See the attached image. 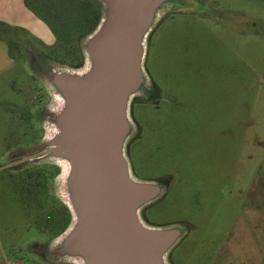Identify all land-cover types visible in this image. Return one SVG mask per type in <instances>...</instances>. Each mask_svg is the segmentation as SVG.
Segmentation results:
<instances>
[{
  "label": "rangeland",
  "instance_id": "374dc122",
  "mask_svg": "<svg viewBox=\"0 0 264 264\" xmlns=\"http://www.w3.org/2000/svg\"><path fill=\"white\" fill-rule=\"evenodd\" d=\"M184 2L150 36L146 68L158 90L132 104L133 175L166 189L142 218L188 229L171 264H264V0ZM27 3L47 26L22 0H0V39L11 54H0V264H71L46 257L70 221L54 188L61 168L31 161L24 174L9 160L38 152L46 135L42 116L54 101L36 72L43 63L76 67L99 8ZM50 30L54 46L43 42Z\"/></svg>",
  "mask_w": 264,
  "mask_h": 264
},
{
  "label": "water",
  "instance_id": "95a60500",
  "mask_svg": "<svg viewBox=\"0 0 264 264\" xmlns=\"http://www.w3.org/2000/svg\"><path fill=\"white\" fill-rule=\"evenodd\" d=\"M95 30L81 42L84 65L45 63L36 72L54 104L42 116L46 135L29 159L61 168L54 188L72 221L46 257L71 264H171L185 226L153 227L142 211L162 199L163 184L138 180L128 145L137 137L135 99L150 100L149 39L184 0H94ZM62 166V167H61Z\"/></svg>",
  "mask_w": 264,
  "mask_h": 264
},
{
  "label": "crops",
  "instance_id": "0c3cea01",
  "mask_svg": "<svg viewBox=\"0 0 264 264\" xmlns=\"http://www.w3.org/2000/svg\"><path fill=\"white\" fill-rule=\"evenodd\" d=\"M22 5L24 6V9H25V11L28 13V15L30 16V18L34 21V22H36V23H42V24H44V25H46L47 26V24H45V21L43 20V19H41L38 15H36L28 6H27V3H26V0H22ZM26 5V6H25ZM0 25H3V24H0ZM48 29H49V26H48ZM50 33L49 34H47V39H46V41H43L44 43H45V45H47V46H54L56 43H57V40H56V37H55V35L53 34V32L50 30L49 31ZM150 44H151V39H150ZM2 40L0 39V54L1 55H3V56H5V57H7V58H9V59H11V54L9 53V49H8V52H7V50L6 51H4L3 50V48H2ZM149 44V48H150V45ZM6 264H8V263H6ZM17 264H20V263H18L17 262Z\"/></svg>",
  "mask_w": 264,
  "mask_h": 264
},
{
  "label": "flooded vegetation",
  "instance_id": "af4514ba",
  "mask_svg": "<svg viewBox=\"0 0 264 264\" xmlns=\"http://www.w3.org/2000/svg\"><path fill=\"white\" fill-rule=\"evenodd\" d=\"M42 62V61H41ZM43 63V62H42ZM41 64V63H40ZM45 65L44 63L41 65L43 66ZM43 124V122H42ZM43 135H44V130H43ZM42 135V136H43ZM42 137L40 138V140L34 144L33 146H30L28 148H32L34 146H36L40 141H41ZM37 152H33L30 155H20V157L16 158V159H10L9 160V166L15 168L16 170H19V172L21 173H29V168L27 166H25L24 164L31 162V160L29 159L31 156L35 155ZM36 165H40V164H36ZM22 166V167H21ZM55 167V166H54ZM30 175V174H29ZM57 176V175H56Z\"/></svg>",
  "mask_w": 264,
  "mask_h": 264
},
{
  "label": "trees",
  "instance_id": "16d2710c",
  "mask_svg": "<svg viewBox=\"0 0 264 264\" xmlns=\"http://www.w3.org/2000/svg\"><path fill=\"white\" fill-rule=\"evenodd\" d=\"M26 3H27V0H26ZM95 3L97 4V2L95 1ZM98 5V4H97ZM27 6L30 8V6L28 5V3H27ZM98 17H96L97 19H96V21H97V24H96V27H97V25H98V23H99V21H100V19H101V8H100V6L98 5ZM31 9V8H30ZM35 14H36V12L33 10V9H31ZM37 15V14H36ZM96 27H94V29L90 32V33H92L94 30H95V28ZM89 33V34H90ZM85 38V37H84ZM76 59V67H74V68H81L83 65H84V56H83V52H82V49H81V47H80V54L79 55H77V58H75ZM158 89H157V86L155 85V84H153V94H152V98H153V96L155 95V92L157 91ZM137 138V137H136ZM133 142V141H132ZM59 172H60V169H59ZM66 207V206H65ZM67 208V207H66ZM67 210L69 211V209L67 208ZM69 213H70V211H69ZM71 221H72V216H71V213H70V221H69V225L71 224ZM69 225H68V227H69ZM67 227V228H68Z\"/></svg>",
  "mask_w": 264,
  "mask_h": 264
},
{
  "label": "bare ground",
  "instance_id": "6f19581e",
  "mask_svg": "<svg viewBox=\"0 0 264 264\" xmlns=\"http://www.w3.org/2000/svg\"><path fill=\"white\" fill-rule=\"evenodd\" d=\"M62 167V166H61Z\"/></svg>",
  "mask_w": 264,
  "mask_h": 264
}]
</instances>
